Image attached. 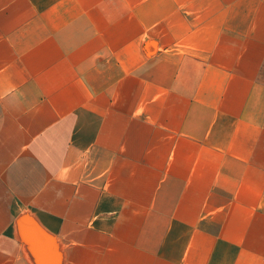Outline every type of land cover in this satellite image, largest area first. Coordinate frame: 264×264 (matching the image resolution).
Returning a JSON list of instances; mask_svg holds the SVG:
<instances>
[{"label": "crops", "instance_id": "0c3cea01", "mask_svg": "<svg viewBox=\"0 0 264 264\" xmlns=\"http://www.w3.org/2000/svg\"><path fill=\"white\" fill-rule=\"evenodd\" d=\"M0 264H264V0H0Z\"/></svg>", "mask_w": 264, "mask_h": 264}]
</instances>
